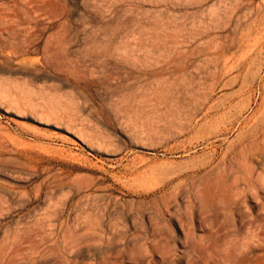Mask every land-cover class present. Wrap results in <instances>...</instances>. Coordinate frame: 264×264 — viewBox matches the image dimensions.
<instances>
[{"label": "rangeland", "instance_id": "1", "mask_svg": "<svg viewBox=\"0 0 264 264\" xmlns=\"http://www.w3.org/2000/svg\"><path fill=\"white\" fill-rule=\"evenodd\" d=\"M0 264H264V0H0Z\"/></svg>", "mask_w": 264, "mask_h": 264}]
</instances>
